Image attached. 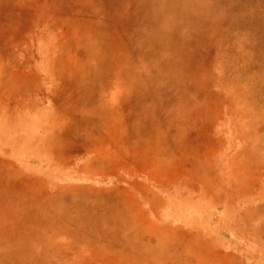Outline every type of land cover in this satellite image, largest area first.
<instances>
[{
	"label": "rangeland",
	"instance_id": "374dc122",
	"mask_svg": "<svg viewBox=\"0 0 264 264\" xmlns=\"http://www.w3.org/2000/svg\"><path fill=\"white\" fill-rule=\"evenodd\" d=\"M212 1L208 18L195 17L187 35L204 57L203 94L197 97V87L185 93L197 102L186 99L181 108L200 118L179 132L183 118L170 110L171 124L147 127L150 144L134 133L133 111L122 103L111 101L92 127L74 121L65 53L71 26L92 19L80 12L86 0H0V264H122L125 248L104 237L82 239L109 215L107 223L126 228L116 233L128 241V257L152 248L134 243L141 232L174 244L179 256L160 264H264V238L255 230L264 209V150L252 152L261 141L252 123L260 85L245 68L239 35L264 26V0ZM132 2L115 6L127 14ZM184 39L172 50L182 53ZM116 72L107 70L106 92ZM83 203L89 209L82 207L83 224L75 226V204ZM246 209L252 222L241 217ZM39 217L48 226L33 224Z\"/></svg>",
	"mask_w": 264,
	"mask_h": 264
},
{
	"label": "bare ground",
	"instance_id": "6f19581e",
	"mask_svg": "<svg viewBox=\"0 0 264 264\" xmlns=\"http://www.w3.org/2000/svg\"><path fill=\"white\" fill-rule=\"evenodd\" d=\"M115 2L117 0H86V5L80 12L92 19L88 20V23L77 22L72 25L73 27L71 26L75 32L70 33L68 42L71 48L65 54L66 57L70 58L71 64V74L67 78L69 79L67 80L69 82L67 91L69 104L75 111L74 121H77L78 125L89 122L90 127H92L91 125L96 122L97 116L102 118L104 115L101 114L103 113L102 109H106L104 107L112 101L115 108L116 105L122 103L125 108L128 107L133 111V131L143 142L153 144L152 133L154 132L147 127H158V124L163 123L171 124L173 118L175 119V116L173 117L171 114L172 112L183 118L179 132L181 130L190 132L191 128H187L185 123H192V120L200 117L195 114L185 115V107H181L184 106L186 99H189L190 106L197 102L194 96H186L185 93L190 94L197 87V97L203 94L200 92L199 84L202 58L204 59V57L199 52L200 45L194 42L196 40L192 41L187 35H189L195 17L198 21L205 20L204 17L208 18L211 11L207 5L210 2L214 3V1L133 0L131 7L126 10L127 14L119 12ZM91 3L94 4V8L89 9ZM180 4L183 11L179 9ZM177 21H181L180 24ZM235 27L240 29L238 21ZM262 27L264 26H257V30L251 29L239 33L245 40L241 43L243 53L246 56L245 68H250L249 71L255 72L257 83L260 85L257 93L254 94L255 98H252L253 102L256 103L254 106H258L260 109L258 121L252 122L257 127V138L261 139L252 152L258 153L260 149L264 150V32L262 31L264 28ZM179 28L185 29L183 36L185 37L184 40H187L185 50L182 53L172 50L174 49L172 42L179 37L183 39V36L179 35L181 30ZM193 34V36L198 35V33ZM228 49L229 45L226 44L223 50L228 51ZM111 68L117 69V78L111 86L113 92H106L107 88L104 87L109 81L107 70ZM95 85L97 86L95 87ZM98 85L101 87L98 88ZM105 92L111 94H109L108 100L103 101L100 96ZM246 101L250 102V100ZM197 107H201V104L197 103ZM141 113L144 116L140 115ZM169 113L170 119L168 118ZM135 120H137V127H135ZM142 125L145 126L141 127ZM260 144L263 145L260 146ZM248 148L246 150H249ZM247 156L248 159L245 162L244 160L240 162L244 168L247 167L246 162L250 160L249 154ZM62 202L65 203V200ZM86 205H90V203ZM83 206L84 203L83 205L75 204L74 209H78L77 216L73 217L75 220L73 225L75 226L83 222ZM85 209H89V207L84 206L83 211ZM246 210L242 212L244 216L241 217L247 222H252L253 215L249 213L248 209ZM260 213L262 214L256 216L258 222L255 230L258 235L264 238V209ZM105 217L104 223L97 224L98 229L93 231L92 238L82 239L86 242H97V239L104 237L106 241L112 240L114 244L111 246L112 248H125V252L119 257L122 264H145V261L147 264H160L157 262L160 259L165 258L167 260V258L179 256L173 243H168L154 235L139 232L136 234L137 239H133L134 243H138L139 246L149 244L153 246L152 248H144L140 255L133 254L128 257L129 250L125 247V243L128 241L116 233L120 229L126 230V228L122 223L118 228L114 224L107 223V219L112 218V215ZM39 218L41 221L36 223L34 220L35 223L33 224L38 227L48 226L47 222L43 220L44 217ZM54 228L52 226L50 229ZM112 229L115 231L111 232ZM33 241L41 243L44 239L37 237ZM108 245L111 244L108 243ZM163 249L166 251L165 253H161ZM168 249L170 250L167 251ZM92 250L94 251L95 248Z\"/></svg>",
	"mask_w": 264,
	"mask_h": 264
}]
</instances>
